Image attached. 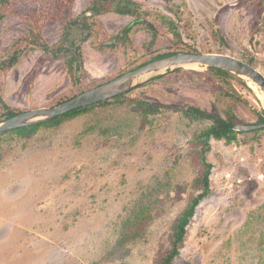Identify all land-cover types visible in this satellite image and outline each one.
Returning a JSON list of instances; mask_svg holds the SVG:
<instances>
[{
  "label": "rangeland",
  "instance_id": "obj_1",
  "mask_svg": "<svg viewBox=\"0 0 264 264\" xmlns=\"http://www.w3.org/2000/svg\"><path fill=\"white\" fill-rule=\"evenodd\" d=\"M34 1L9 4L11 14L0 22L2 58L36 20L45 22L49 45L60 42L71 19L82 17L94 31L80 42L81 30H75L81 49L71 62V54L55 58L37 49L1 72L0 122L2 100L21 111L52 107L173 49L254 58L264 73V0H133L143 19L136 23L113 10L90 13L95 0ZM161 16L176 22L181 39ZM181 68L144 77L132 97L258 121L254 109L264 103L257 85L248 79L249 86L221 84L202 65ZM231 87L248 103L226 95ZM210 124L167 108L144 118L140 108L124 103L42 126L31 138L3 134L0 264H157L171 247L174 221L198 193L194 181L202 165L194 136ZM210 143L212 191L197 207L173 264H264V130L240 133L230 144ZM142 205L149 206L151 220L137 237L122 240L132 230L124 222Z\"/></svg>",
  "mask_w": 264,
  "mask_h": 264
},
{
  "label": "trees",
  "instance_id": "obj_2",
  "mask_svg": "<svg viewBox=\"0 0 264 264\" xmlns=\"http://www.w3.org/2000/svg\"><path fill=\"white\" fill-rule=\"evenodd\" d=\"M36 2H39V1L33 0V3H36ZM10 3H13V0H0V22L3 19H5L9 14H11L10 6H9ZM40 6H38L37 9H35L34 11L35 12H37L38 10L41 11L42 9L40 8ZM138 8H139V5L135 3V1L133 0H120V1L119 0H95L89 12L95 13V14H102L110 10H113L121 15H130V16L136 17L135 18L136 20L134 21V23H136V22L143 21L142 17L137 16ZM49 16H51L52 18L55 17L53 16L51 12H49ZM56 17H58V13ZM161 21L167 27L168 31L172 35L181 39V33L176 25V22L172 18L168 16H161ZM44 23L42 24V22L40 21L37 22V20L34 21L33 23L34 27L31 29L29 35L19 38L14 43L12 51L9 52L6 58H2L0 56V73L8 71L15 64H17L21 56L25 52L29 53L37 49H43L46 51V53H48L49 55L55 58L67 57L69 54H71L72 56L69 58V61L71 62L73 59L76 58L75 52H74L75 47H78L77 50L79 53L81 49V47L78 45L79 42L76 43V36L74 34L75 30L77 29L81 30L79 34L81 36L80 42H85L89 38H92V34L94 31V26H95L93 23L91 22L89 23L85 21L84 19H82V17L77 18V19L68 20L64 27V32H63L60 42L55 45H49L48 43L44 41L43 36H42ZM149 25L152 29H154V26L152 24H149ZM130 26L127 29H129ZM181 50L183 49H180V50L173 49L171 51L155 55L151 57L150 59L136 65L135 67L118 74L116 77L128 71L136 69L153 60H157V59H160L166 56L179 53L181 52ZM183 52L196 53L198 51L197 50H183ZM245 61L257 67L255 64L254 58H251ZM207 68L210 72H212L216 76V79H218V81L221 84L222 83L228 84L231 80H237L238 82L243 83L245 86H249L248 81H246L245 79L239 77L238 75L232 72H229L227 70L217 68V67H207ZM182 70L183 68L181 67L176 68L174 70L169 69L168 73L180 72ZM164 76H166V74L159 75L156 78H163ZM80 84H81L80 78L78 77L76 79V85L80 86ZM140 87L134 88L124 94L112 97L110 99L75 109L66 114L60 115L59 117H57L56 119L52 121L42 122L38 124L16 128L6 133H16L22 138H31L34 134L38 132V130L42 126H59L62 123H64L66 120L72 119L76 116L86 113L96 107L110 106L113 104H124V103H130L133 106L140 108L141 113L144 118H148L150 114L159 113L164 108H167V109L182 111L186 117L192 120L210 119L211 124L203 128L200 132H198L194 136V140L197 142L196 146L200 147L199 154H200V160H201V165H202L201 172L200 174H198V177L194 181V186L198 189V193L190 199V201L188 202L186 207L183 209V211L177 216L176 220L174 221L173 227H172V233L170 235L171 247L165 253H163L157 260V264H173L175 258L180 255V248L185 241V237L187 234V228L192 218L196 214L197 207L200 205L203 199L209 196V194L212 191L211 174H212L214 164L211 163L207 159V152L211 149L210 141L213 138L217 140H225L229 144L237 141L239 134L245 131L236 130V126L239 123H245V122L239 120L238 116L232 111H227L226 117H222L220 115H213L214 117H210L209 113L203 111L202 109L194 105H190L187 107H179V106H174V105H162V104L151 102L145 99L133 98L132 95ZM85 91L87 90L81 89V91L78 94L59 99L56 105L63 103ZM225 94L230 97H234L239 100H242L245 103H248V101L243 99V97H241V95L232 87L226 88ZM2 102H3V107L5 108V111L3 113L5 120L23 112L21 110L10 107L6 103H4L3 100ZM254 111L258 116V121L256 123L258 124L264 123V107L261 109H254ZM261 130H264V129L248 131V132L258 133ZM2 136L3 135L0 136V140ZM254 137H256V135H254ZM151 218H152V213H151L149 206L147 205L139 206L133 212V214H131L124 222V227L127 229H132V230H131V233H129L130 235L128 234L123 235L122 240L125 241V240H128L130 237L131 238L137 237L140 234L141 230L145 227V224L147 223V221L149 222Z\"/></svg>",
  "mask_w": 264,
  "mask_h": 264
},
{
  "label": "water",
  "instance_id": "obj_3",
  "mask_svg": "<svg viewBox=\"0 0 264 264\" xmlns=\"http://www.w3.org/2000/svg\"><path fill=\"white\" fill-rule=\"evenodd\" d=\"M77 48L75 47V52H77ZM77 57L79 64L82 66V57L80 55H77ZM185 65H202L227 70L243 79H248L264 93V73L241 58L220 53L179 52L146 63L63 103L52 107H40L23 111L16 116L8 118L0 122V136L16 128L52 121L60 115L75 109L124 94L139 86L146 76ZM259 129H264V123H239L236 126L238 131H255Z\"/></svg>",
  "mask_w": 264,
  "mask_h": 264
},
{
  "label": "bare ground",
  "instance_id": "obj_4",
  "mask_svg": "<svg viewBox=\"0 0 264 264\" xmlns=\"http://www.w3.org/2000/svg\"><path fill=\"white\" fill-rule=\"evenodd\" d=\"M193 66V65H192ZM256 87V86H255ZM258 87V86H257ZM256 87V88H257ZM260 97H261V99H262V101H263V103H264V93L262 92V91H260Z\"/></svg>",
  "mask_w": 264,
  "mask_h": 264
},
{
  "label": "crops",
  "instance_id": "obj_5",
  "mask_svg": "<svg viewBox=\"0 0 264 264\" xmlns=\"http://www.w3.org/2000/svg\"><path fill=\"white\" fill-rule=\"evenodd\" d=\"M7 199V198H6ZM6 199H5V201H6Z\"/></svg>",
  "mask_w": 264,
  "mask_h": 264
}]
</instances>
